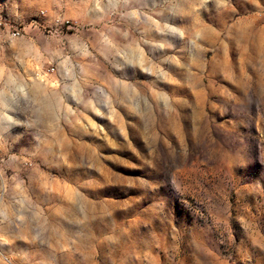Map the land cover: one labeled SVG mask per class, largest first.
Instances as JSON below:
<instances>
[{
  "label": "rangeland",
  "instance_id": "1",
  "mask_svg": "<svg viewBox=\"0 0 264 264\" xmlns=\"http://www.w3.org/2000/svg\"><path fill=\"white\" fill-rule=\"evenodd\" d=\"M0 264H264V0H0Z\"/></svg>",
  "mask_w": 264,
  "mask_h": 264
}]
</instances>
